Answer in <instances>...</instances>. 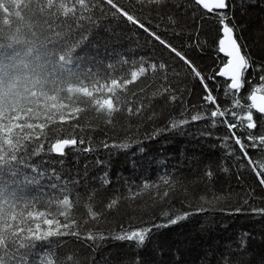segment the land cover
I'll return each mask as SVG.
<instances>
[{
	"label": "trees",
	"instance_id": "trees-1",
	"mask_svg": "<svg viewBox=\"0 0 264 264\" xmlns=\"http://www.w3.org/2000/svg\"><path fill=\"white\" fill-rule=\"evenodd\" d=\"M8 2L15 21L19 15L16 11L19 0ZM46 2L32 0L33 11L24 10L23 24L31 22L35 26L34 30H43L48 34L60 31L69 37L67 46L78 45L73 53V69L84 72L91 69L102 74L105 70L119 71L124 61L137 66L141 61H147L156 62L157 65L165 62L167 70L160 71L157 68L153 72L149 69L135 83L128 85L126 92L121 93L134 110L143 105L142 115H129L128 104H125L121 106V112L115 115L114 123L108 124L106 118L97 114L91 106L72 104L64 99L63 102L69 104V108L64 109L65 114L73 107L88 109L80 114V127H72L77 123L76 120L61 125L57 115L56 123L45 129L44 149L35 152L39 144L33 143L30 146V155L25 157L27 166L18 167L29 177L33 175V168L38 169L42 175L37 185L25 187L23 193L17 190V195L29 199L37 197L38 201L46 204L50 199L52 189L49 186L52 183L67 185L71 199L79 200L77 216L87 215L85 205L92 204L93 210L103 213V218L90 222L94 239H87V231L80 229L79 236H54L36 242L35 254L30 257L29 264H41L38 257L42 254L44 264H47L52 259L47 255L49 252L55 253L60 259L71 254L78 264H130L137 256L139 264H176L177 258L180 264H226L229 260L231 264H241V261L248 264L250 260L252 264H260V258L264 256V216L253 214L251 210L264 208V185H260L259 178L252 167L247 166V161L239 159V146H234L230 139L225 140L229 133L219 122L221 118H217L215 128L206 120L189 122L181 128L169 127L172 120L179 118L184 108L203 103L204 92L199 80L193 77L190 69L174 53L143 29L122 18L113 19L107 13L102 14L100 8L96 7L91 14V21L85 20L78 25L71 13L67 18L63 14H41L39 7L41 4L46 5ZM60 2L56 0V3ZM63 2L71 6V0ZM95 3L98 4L99 0H95ZM167 4L160 11L153 8L151 12L142 13L145 23L178 50L185 52L205 76L210 75L217 63L212 40L215 19L204 21V29L198 37L203 48L201 51V47L194 43L200 20L198 13L193 11L196 7L193 0H167ZM229 4V15L234 13L235 23L243 28L238 33L243 38L241 42L248 46L254 60L253 68L247 73L251 83L246 84L241 93L246 99L253 87L264 83L259 79L264 72L256 68L264 64V0H229ZM76 8L75 15L79 17L82 10L78 4ZM6 12L8 9L0 6V29L3 30L0 36V62L10 66L15 63V50L20 47H9L12 44L10 37L21 24L4 25L3 13ZM33 15L35 18L30 19ZM169 15L179 21V26L168 20ZM194 16L197 18L194 19ZM109 65L114 68L109 69ZM127 78H131L130 69ZM217 83L223 84V78L218 77L217 82L208 81L220 104L230 105L232 97L226 100L223 88L217 90ZM164 87L168 88V93L161 95ZM173 92L180 98L175 103L167 98ZM61 95L66 98L74 94L67 93L65 85ZM43 103V98L37 101V105L42 106ZM40 110H43L42 107ZM153 112L157 118L149 121L147 116ZM36 122H44L43 116ZM68 133L83 139L84 143L68 147L63 156L48 151L49 142ZM105 143L109 145L108 148L104 147ZM120 144H127L128 147L112 146ZM85 148L91 150L84 151ZM249 152L254 158L262 155L251 148ZM209 169L211 177L205 175ZM164 174H167L169 180L167 185L161 179ZM57 177L60 179L57 180ZM4 179H11L7 171ZM105 179L110 183L105 184ZM145 181L149 184L148 188L144 187ZM12 188L16 186L12 185ZM165 190L168 191L167 197H164ZM202 196H207L210 203L201 200ZM113 198L118 203L109 209L107 205ZM56 208V201L53 200L54 212ZM197 208H203L204 211L197 212ZM237 208L243 211L237 213ZM16 211H25L26 215L27 211L47 212L48 208L36 203L25 210V205L18 203ZM165 211L171 214H192L176 225L154 229L150 242L139 252L132 242L116 238L132 228L166 223L162 215ZM57 218L64 222L63 216L57 215ZM28 219L29 226L34 227L39 222L42 228H47L42 219ZM244 239L247 240V251L240 255L238 245ZM234 252L236 255L230 256ZM0 257H5L6 261L8 259L3 249H0Z\"/></svg>",
	"mask_w": 264,
	"mask_h": 264
},
{
	"label": "snow or ice",
	"instance_id": "snow-or-ice-1",
	"mask_svg": "<svg viewBox=\"0 0 264 264\" xmlns=\"http://www.w3.org/2000/svg\"><path fill=\"white\" fill-rule=\"evenodd\" d=\"M193 3L196 6L193 11L198 13L200 20L196 33L197 39L194 43L197 47H201V51L203 48L198 37L204 29V21L209 19L216 21L212 40L217 63L208 76L204 75L185 52L178 50L170 42L163 39L142 18V13L151 12L153 8L160 11L167 7V0H99L98 4L95 3V0H88L87 3L86 0H71V6L63 0L60 3H56V0H47L46 5H40L39 12L48 16L63 14L66 18L71 13L72 18L77 20L79 25L82 21H91V14L94 13L96 7H99L102 14L107 13L113 19L122 18L129 24L143 29L171 53H174L175 57L183 61L203 88V103L200 106L193 105L184 108L179 118L172 120L169 127L181 128L189 122L206 120L211 127L215 128L218 123L217 118H221L219 122L227 128L229 133L225 140L230 139L234 142V146H239V159L247 161V166H251L259 178L260 185H264V147H262L264 146V123H261L264 121V83L258 87H253L246 99L241 95L245 85L251 83L247 79V73L254 65L248 46L241 42L243 38L238 34L243 31V28L235 23L234 13L229 15V0H193ZM77 4L82 10L79 17L75 15ZM0 6L8 9V12L3 13L4 25L21 24L10 37L12 44L9 47L20 46L18 50H15L13 57L15 63L6 66L0 62V249H3L5 256L8 257L7 261L5 257H0V264H29L30 257L35 254L36 242L49 240L54 236H79L81 234L80 229L87 231V239H94L95 237L89 227L90 222H96L103 218V213L93 210L92 204L85 205L87 215L80 214L77 216L79 200L73 201L71 199L70 189L67 185L58 186L57 183H52L49 186L52 192L46 204L38 201L37 197L29 199L23 195H17V190L23 193L25 187L37 185L39 177L42 175L38 169L33 168V175L29 177L28 174L22 172L21 167H18L27 166L25 157L30 155V146L33 143L39 144V148L34 149L35 152L44 149L45 129L56 123L57 115L61 125L76 120L77 123L73 124L72 127H80L78 123L81 118L80 114L88 109L73 107L71 111L65 114L64 109L69 108V104L64 103V99H68L72 104L79 103L91 106L92 110L106 118L105 122L108 124L114 123L115 115L121 112V106L125 104H128L127 113L129 115H142L143 105L134 110L121 93L126 92L127 86L135 83L149 69L153 72H156L157 68L160 71H166L167 64L161 62L157 65L156 62L141 61L137 66L134 63L130 64L124 61L119 71L105 70L102 74L93 72L91 69L87 72L77 71L71 65L73 64L75 47L78 45L67 46L66 41L69 37L64 36L60 31H55L54 34H48L43 30L38 32L34 30L35 26L31 22L26 25L23 24L25 21L24 10L33 11L32 0H28V2L19 0L16 8L19 15L15 17V21L8 0H0ZM85 12L89 14L85 15ZM33 18H35L34 15L30 19ZM195 18L197 17L194 16ZM168 20L173 25L179 26V21L174 16L169 15ZM45 23L48 24V21ZM49 28H51L50 24ZM2 35L3 30L0 29V36ZM108 67L109 69L114 68L113 65ZM256 68L258 71L264 72V64L257 65ZM129 69L130 79L127 78ZM101 76L104 80L103 83H101ZM218 77L223 78L224 83H217V90L223 88L226 100L232 97L231 104L228 106L220 104L213 88L208 84V81L217 82ZM259 79L264 82V75H261ZM65 85L67 93L74 95L66 98L61 95ZM34 89H38V91ZM166 93H168V88L164 87L161 95ZM41 98L44 100L42 106L37 105V101ZM167 98L173 103L180 99L174 92L169 94ZM32 105H37V107L34 108ZM209 105L212 107H208ZM41 107L42 111L40 110ZM236 109L240 111L237 112ZM254 112L260 115L256 116ZM42 116L44 122H36L40 121ZM156 118L155 112L147 116L149 121ZM37 130H39L38 133ZM207 135H211V133H207ZM78 143L83 144L84 140L68 133L65 136L55 138L54 142H49L48 151L63 156L68 147L76 146ZM112 146L128 147L127 144ZM104 147L108 148L109 145L105 143ZM249 148L261 152L262 155L254 158L250 154ZM90 150V148L84 149V151ZM258 160L259 164H257ZM5 171L11 177L8 181L4 179ZM53 175H55V170H53ZM205 175L211 177V170H207ZM59 179L57 177V180ZM161 179L165 185L169 184L167 174H164ZM104 183L108 184L110 181L105 179ZM12 185H15L16 188L13 189ZM144 187H149L147 181H145ZM167 196L168 191L165 190L164 197ZM200 199L210 203L207 196H202ZM214 199L219 198L215 197ZM53 200L57 204L55 212L53 211ZM18 203H23L25 210L36 203H40L41 206L47 207L48 211H27L25 215V211H16ZM117 203L118 200L113 198L107 207L111 209ZM196 211L200 212L204 209L197 208ZM235 211L239 213L243 209L237 208ZM251 211L253 214L264 216V208H253ZM191 214V212L171 214L165 211L162 215L166 219V223L132 228L124 231L116 238L132 242L139 252L150 242L154 229L176 225ZM57 215L63 216L64 222L59 220ZM28 218H31V221L42 219L43 225L47 228H42L39 222L35 223L34 227L29 226ZM10 220L18 221V223H10ZM238 247L240 255H244L247 251V240H242ZM21 249L25 251L21 252ZM176 254L179 257L178 249ZM47 255L52 257L47 264H78L71 254L63 259L57 258L55 253L49 252ZM161 255H163L162 251ZM235 255V252L230 254V256ZM38 259L41 264H44V254ZM130 264H139L138 256ZM176 264H180L178 258ZM226 264H231V260L227 261ZM241 264H243L242 261ZM248 264H252V261L250 260ZM260 264H264V256H261Z\"/></svg>",
	"mask_w": 264,
	"mask_h": 264
},
{
	"label": "water",
	"instance_id": "water-1",
	"mask_svg": "<svg viewBox=\"0 0 264 264\" xmlns=\"http://www.w3.org/2000/svg\"><path fill=\"white\" fill-rule=\"evenodd\" d=\"M258 114V113H257ZM56 155V154H55Z\"/></svg>",
	"mask_w": 264,
	"mask_h": 264
}]
</instances>
